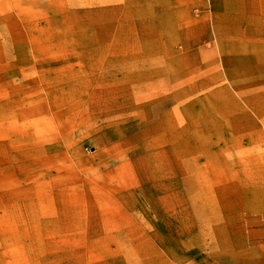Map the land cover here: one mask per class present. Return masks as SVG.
I'll return each instance as SVG.
<instances>
[{"label":"rangeland","instance_id":"obj_1","mask_svg":"<svg viewBox=\"0 0 264 264\" xmlns=\"http://www.w3.org/2000/svg\"><path fill=\"white\" fill-rule=\"evenodd\" d=\"M0 264H264V0H0Z\"/></svg>","mask_w":264,"mask_h":264}]
</instances>
